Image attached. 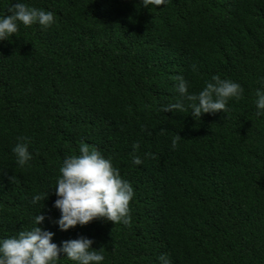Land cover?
Masks as SVG:
<instances>
[{
	"label": "trees",
	"instance_id": "16d2710c",
	"mask_svg": "<svg viewBox=\"0 0 264 264\" xmlns=\"http://www.w3.org/2000/svg\"><path fill=\"white\" fill-rule=\"evenodd\" d=\"M17 2L55 23L0 41V241L37 226L58 246L93 240L100 264H264V0H0V18ZM214 75L244 90L227 113L162 111L181 99L176 77L198 95ZM81 143L132 186L130 226L56 223L59 170Z\"/></svg>",
	"mask_w": 264,
	"mask_h": 264
},
{
	"label": "clouds",
	"instance_id": "9594fccd",
	"mask_svg": "<svg viewBox=\"0 0 264 264\" xmlns=\"http://www.w3.org/2000/svg\"><path fill=\"white\" fill-rule=\"evenodd\" d=\"M145 8L149 5L163 6L166 0H142ZM9 14L0 18V41L8 40L18 32V25L25 27L39 23L49 27L55 23L52 12H46L29 7L23 2L15 3L8 9ZM193 70L195 66L193 65ZM176 90L181 99L175 103L163 106V112L186 111L192 109V116L200 118L204 113L226 112L230 99L240 100L243 88L230 79H221L218 75L207 82L202 91L196 94L188 93V85L182 76L176 77ZM257 115H264V92L257 90ZM178 137H180L178 135ZM26 137L18 138L12 149L20 166H25L32 159L28 151ZM177 140L172 142L176 147ZM139 145H133L138 149ZM79 155L67 157L60 168L61 176L55 187L58 197L54 207L60 210V218L56 222L62 231H67L77 225L85 226L94 220H107L113 224L130 226V202L134 191L129 182L123 180L119 170L110 159L105 158L99 150L81 143ZM151 156V153L147 154ZM133 163L140 165L142 160L133 155ZM48 195V194H47ZM42 199L41 195L33 197V203ZM45 217L41 214L35 217V224H40ZM53 233L34 227L29 231H20L18 236L0 241V264H56L61 254L77 264H100L104 256L92 247L93 240L80 237L62 242V246L52 243ZM162 264H169L166 256H161Z\"/></svg>",
	"mask_w": 264,
	"mask_h": 264
}]
</instances>
